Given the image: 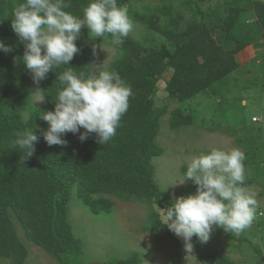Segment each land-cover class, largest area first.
I'll return each instance as SVG.
<instances>
[{"label": "trees", "instance_id": "16d2710c", "mask_svg": "<svg viewBox=\"0 0 264 264\" xmlns=\"http://www.w3.org/2000/svg\"><path fill=\"white\" fill-rule=\"evenodd\" d=\"M236 1L239 4L233 2L228 6L229 14L224 17L221 34L214 40L192 7L193 3L198 7L200 0H182L192 11L185 29L161 32L174 41L177 48L173 53L167 50L165 42L139 41L129 34L123 45L117 46L111 43L110 34L90 39L88 29L81 30L80 38L75 41L81 51L69 65L55 68L40 81L45 104L37 108L32 103L27 83L29 70L22 60L25 45L11 28L13 9L25 0H0V41L12 48L7 53L0 50V259H6L8 264H23L28 256L26 245L17 235L14 214L26 237L60 264H81V239L74 235L68 219V202L73 188L94 212L108 211L113 198L154 203L166 208L172 206L174 200L158 187L153 176V157L163 153L156 142L161 117L169 111L167 105L155 104L156 83L168 69L171 72L166 88L168 97L184 103L195 94L208 91L213 81L233 71L238 66L234 58L237 51L258 37L264 40V1L246 0L249 1L247 5H240L241 0ZM89 2L66 0L71 7L65 10L83 18V9ZM128 2L117 0L118 5ZM212 4L222 13L224 3ZM148 9L151 16L150 12L142 15L130 11L129 14L134 20L135 16L143 17L141 21L147 20L151 25L155 10L151 6ZM175 12L181 19L178 7ZM163 13H168L167 19L171 22V13L165 8ZM249 18L253 21L247 32L243 28ZM171 24L178 26L176 20ZM157 29L160 31L159 24ZM216 29L212 27V30ZM93 42L107 43L120 50L107 70L118 72L131 86L134 95L130 97V106L116 135L107 143L98 144L96 134L81 141L79 132H68L62 137L68 142L66 146H49L44 139L49 123L42 114L55 110L58 92L63 87L56 77L68 67L77 74L84 72L90 77L89 48ZM198 55L202 61L197 60ZM24 112H28L26 117ZM169 113L168 125L173 131L194 122L192 112L185 107L174 108ZM26 129H33L38 136L31 157L25 156L19 146L14 148L17 133ZM83 131L81 128L80 132ZM249 183L250 179H246L245 185ZM193 187L196 192L194 182ZM147 218L142 230L164 232L165 239L175 245L174 260L178 263L182 255L179 240L163 225L158 212L151 210ZM234 238L241 239V236ZM191 241L204 263L236 264L223 254L207 250L197 237L193 236ZM139 262L133 254L116 264ZM259 262L263 264L261 259Z\"/></svg>", "mask_w": 264, "mask_h": 264}, {"label": "rangeland", "instance_id": "374dc122", "mask_svg": "<svg viewBox=\"0 0 264 264\" xmlns=\"http://www.w3.org/2000/svg\"><path fill=\"white\" fill-rule=\"evenodd\" d=\"M216 2L224 3L222 13L213 7L212 3ZM233 2L239 4L236 0H200L198 7L192 4L194 10H197L199 22L207 25L209 35L214 40L221 34L222 22L229 14L228 6ZM248 2L241 0L240 5H247ZM126 5L129 12L136 11L142 15L150 12L148 9L150 6L155 10L152 16L154 24L150 25L147 20L141 21L143 17L140 16H135L136 20L132 18L135 24L134 30L130 33L132 37L139 41L145 39L156 41V44L165 42V47L170 53L175 51L177 47L174 41L168 40L161 32L185 29L192 11L183 4L182 0H129ZM163 7L173 16L171 22L176 20L178 26L175 27L167 19L168 13H163ZM176 7L180 9L181 19H179L181 16L175 12ZM252 21L253 18H249L244 22L245 31L250 32ZM157 24L160 31L157 29ZM213 26L217 29L212 30ZM86 28L84 26L81 30ZM217 44L220 43L217 41ZM93 45L97 46L95 54ZM89 49L90 77L101 70H107L110 62L120 54L119 49L107 43L93 42ZM234 58L238 66L233 71L213 81L208 91L199 92L186 99L184 103L168 97L166 88L171 76L168 69L157 81L155 104L167 105L169 111L185 107L192 112L194 122L178 131H173L168 125L169 111L161 117L160 132L156 142L163 149V153L153 157L152 162L155 167L153 176L158 187L175 201L181 196L195 194L192 180L186 179L181 183L193 157L207 154L213 148L226 151L232 148L241 149L246 155L244 161L246 179H250V183L245 187L257 193V219L249 229L239 235L215 227L210 240L204 244L207 250L223 254L236 264H261L259 259L264 264V216L259 215L260 212H264L263 38L258 37L255 42L245 45L242 50L234 54ZM197 60H201L200 55L197 56ZM40 81L34 82L33 75L29 71L27 83L31 91L32 103L37 108L45 104V98L43 101H38L43 95ZM27 114L28 112H24L23 116L26 117ZM252 117H259V121L253 122ZM165 209L166 206H157L154 203L150 205L113 198L108 211L94 212L77 196L73 188L68 202V219L74 235L81 239V264H116L133 254L140 259L138 264H209V262L204 263L197 256L192 241L194 251L191 254L186 253L183 239L168 228L169 232L179 240V250L182 255L176 263L175 245L165 239L164 232L151 233L142 230L151 210L158 212L163 222ZM12 217L16 222L17 235L28 249V256L23 264H60L44 248L31 242L14 214ZM235 236H241V239H235ZM0 264H8V261L0 259Z\"/></svg>", "mask_w": 264, "mask_h": 264}, {"label": "clouds", "instance_id": "9594fccd", "mask_svg": "<svg viewBox=\"0 0 264 264\" xmlns=\"http://www.w3.org/2000/svg\"><path fill=\"white\" fill-rule=\"evenodd\" d=\"M69 7L66 0H25L13 9L11 28L25 45L22 60L36 83L55 68L69 65L81 51L75 41L82 27H87L90 39L110 34L111 43L117 46L123 45L135 27L128 6L118 5L117 0H90L83 18L65 10ZM96 47L93 45L94 54ZM0 50L7 53L12 48L0 41ZM56 78L63 87L55 110L42 114L49 123L44 133L46 143L66 146L68 142L62 137L68 132H79L81 141L90 134H96L100 145L110 141L130 106L134 95L131 86L118 72L108 70L86 77L68 67ZM43 99L41 95L38 101ZM37 141L33 129H26L17 133L14 148L19 146L31 157ZM245 159L239 148H213L191 159L181 183L192 180L197 185L195 194L175 199L163 214V225L183 239L186 253L194 251L193 236L207 243L215 227L239 235L257 219V193L244 186ZM259 215L264 216V212Z\"/></svg>", "mask_w": 264, "mask_h": 264}, {"label": "built area", "instance_id": "2783aa9c", "mask_svg": "<svg viewBox=\"0 0 264 264\" xmlns=\"http://www.w3.org/2000/svg\"><path fill=\"white\" fill-rule=\"evenodd\" d=\"M252 121H254V122L259 121V117H258V118H256V117H252Z\"/></svg>", "mask_w": 264, "mask_h": 264}]
</instances>
